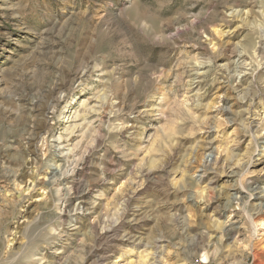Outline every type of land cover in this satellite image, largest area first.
Returning <instances> with one entry per match:
<instances>
[{
  "label": "rangeland",
  "instance_id": "1",
  "mask_svg": "<svg viewBox=\"0 0 264 264\" xmlns=\"http://www.w3.org/2000/svg\"><path fill=\"white\" fill-rule=\"evenodd\" d=\"M3 177L0 264H264V0H0Z\"/></svg>",
  "mask_w": 264,
  "mask_h": 264
},
{
  "label": "bare ground",
  "instance_id": "2",
  "mask_svg": "<svg viewBox=\"0 0 264 264\" xmlns=\"http://www.w3.org/2000/svg\"><path fill=\"white\" fill-rule=\"evenodd\" d=\"M37 170H38V167L35 166L34 163H32V162L31 163L30 162L28 163V171L26 172L27 175H30L31 176L32 174H34L35 172H37ZM11 181H14V180H11ZM11 181H10V178L9 177H5V178L3 177V179L0 178V190L2 192H7V193H9L11 190H15L17 188V185L14 184ZM23 183H24L23 192H26V191L34 190L35 187H36L37 181L34 180V177H33V179H26V181L23 182ZM17 239H18V237H17V232H16L15 235H14V237L12 238V242L13 243H17ZM203 258H208V257H206L204 255Z\"/></svg>",
  "mask_w": 264,
  "mask_h": 264
},
{
  "label": "built area",
  "instance_id": "3",
  "mask_svg": "<svg viewBox=\"0 0 264 264\" xmlns=\"http://www.w3.org/2000/svg\"><path fill=\"white\" fill-rule=\"evenodd\" d=\"M192 264H223V263L218 262V261H214V260H210L208 258H203V256L200 254V255H197L193 259Z\"/></svg>",
  "mask_w": 264,
  "mask_h": 264
}]
</instances>
